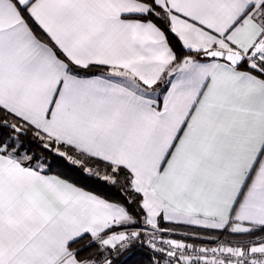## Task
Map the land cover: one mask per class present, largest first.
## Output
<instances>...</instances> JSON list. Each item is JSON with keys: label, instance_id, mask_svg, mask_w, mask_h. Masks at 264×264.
I'll return each instance as SVG.
<instances>
[{"label": "snow or ice", "instance_id": "snow-or-ice-1", "mask_svg": "<svg viewBox=\"0 0 264 264\" xmlns=\"http://www.w3.org/2000/svg\"><path fill=\"white\" fill-rule=\"evenodd\" d=\"M0 264H264V0H0Z\"/></svg>", "mask_w": 264, "mask_h": 264}]
</instances>
